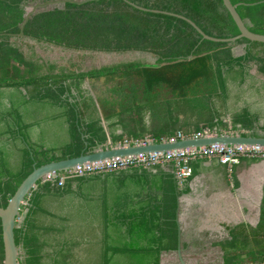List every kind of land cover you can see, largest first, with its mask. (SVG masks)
Instances as JSON below:
<instances>
[{
  "label": "trees",
  "instance_id": "16d2710c",
  "mask_svg": "<svg viewBox=\"0 0 264 264\" xmlns=\"http://www.w3.org/2000/svg\"><path fill=\"white\" fill-rule=\"evenodd\" d=\"M48 1L52 0H0V89H22L27 102L36 104L39 110H60L68 141L58 149L35 147L27 134L29 127L16 117L15 126L26 150L18 174L0 172V208L7 207L35 168L105 149L107 136L94 98L82 91L87 80L118 82L111 91L113 101L107 105L102 100L104 113L117 117L118 124H142L145 111L151 113L154 124H165L148 137L137 134L136 140L150 138L153 143H161L178 132L189 137L202 132L204 129L193 133L178 126L173 98L180 96L183 102H188L189 96L196 98L194 115L206 118L207 124H219L208 128H216L218 134L232 131L264 137L258 134V120L249 112L234 115L231 128L223 125L227 123L217 113L220 104H225L228 85L245 83L254 67L264 76V44L246 39L233 43L207 41L183 19L143 12L119 0L49 7L29 19L21 36L32 8ZM128 1L144 9L184 17L212 38L239 35L223 0ZM230 1L249 31L264 36V0ZM37 46L71 56L65 63L51 62L38 54ZM237 47L245 48L243 56H234ZM97 55L116 56L118 60L111 67L91 69L88 64ZM135 55L143 59L137 61ZM148 57L155 60L153 65L146 64ZM196 102H207L213 109L197 107ZM184 104L186 111L189 104ZM260 130L264 132V127ZM174 171V165L169 164L117 172L123 177L131 174L148 180L149 193L142 198V209L129 212L119 204L110 214L106 204L98 216L92 210L84 214L77 205L71 207L68 216L49 215L41 207L44 191L61 197L73 183L94 177L68 180L63 188L57 187L56 180H41L22 207L23 219L14 232L16 246L23 250L19 264H161L162 253L177 250L175 200L187 191L189 182L185 181V188L180 190ZM169 198L173 203H167ZM95 228L100 229L101 240L96 239ZM225 229L229 239L215 244L222 251L223 264H264V196L255 227L242 224ZM3 262L0 221V264Z\"/></svg>",
  "mask_w": 264,
  "mask_h": 264
},
{
  "label": "crops",
  "instance_id": "0c3cea01",
  "mask_svg": "<svg viewBox=\"0 0 264 264\" xmlns=\"http://www.w3.org/2000/svg\"><path fill=\"white\" fill-rule=\"evenodd\" d=\"M244 49L235 48L234 56H243ZM152 60L154 63L155 60ZM117 83V81L107 83L106 78H100L87 80L82 85V91L86 96L94 98L97 113L102 121L101 126L107 136L105 149L120 146L125 140L137 141L134 139L139 136L137 134L145 133L148 137L152 130H158L165 125L154 124L149 111L142 112V124H118L117 117L104 113L103 104L108 105L113 101L114 95L111 91ZM25 96L26 92L22 89H0V172L5 175L18 174L23 152L26 150V144L19 137V127L15 126L18 119L16 117H21L23 124L29 127L27 134L31 145L35 147L58 149L68 141L67 124L60 117L61 111L57 109L41 111L36 104L27 102ZM180 97L173 98V112L179 127L194 133L196 130L219 125L207 124L208 121H204L206 118L194 115L196 98L189 96L188 102H183ZM184 103L189 104L186 111ZM196 103H199L197 107L213 109L207 102ZM245 111L256 117L258 134L264 135L260 130L264 127V76L258 73L256 67L252 69L245 83L228 85L225 104H220L217 108L220 120L227 123L223 125H227L228 128L232 127L231 120L234 115ZM119 112L118 109L117 114ZM10 114L11 117L8 118ZM210 131L218 134L216 128ZM230 132L232 131L222 134ZM237 133L241 135L240 132ZM192 168L193 175L187 184V191L179 193L175 200L178 225L177 250L164 252L162 257L171 254L204 255L200 251L220 250L215 244L229 239L226 226L247 224L255 227L258 224L264 196V160L245 159L232 171L217 161H196L192 163ZM111 174L110 177L106 174L73 183L71 190L61 197L50 190L44 191L41 199L43 212L49 215L68 216L71 207L77 205L84 214L87 215L92 210L93 214L98 216L106 204L111 208L110 214L119 204L129 212L137 208L142 209L141 201L149 193V181L128 173L127 177L117 172L115 175ZM184 185L180 186V190L185 188ZM122 198H128L129 202L119 203ZM167 203H173V198H169ZM96 236L97 240L102 239L100 229H96Z\"/></svg>",
  "mask_w": 264,
  "mask_h": 264
},
{
  "label": "water",
  "instance_id": "95a60500",
  "mask_svg": "<svg viewBox=\"0 0 264 264\" xmlns=\"http://www.w3.org/2000/svg\"><path fill=\"white\" fill-rule=\"evenodd\" d=\"M102 1V0H52L45 3H37L26 16L25 22L21 29V36L24 35V28L28 23L29 19L37 14L41 10H45L52 6L72 4L82 6L87 3ZM130 4L132 7L143 11L154 14H164L174 16L187 21L191 24L198 33L203 37L204 40L217 42V43H233L241 39H246L250 42H257L264 44V36L257 35L249 31L244 21L241 19L237 12V6L233 5L230 0H223V4L227 11L230 13L233 21L235 22L239 35L232 39H216L205 35L194 23L184 17L174 15L171 13L144 9L130 3L128 0H119ZM214 145L221 146H246V147H260L264 148V137H251L231 134H216L211 136H204L201 138H189L183 139L176 142H161L152 143L145 146H127V147H112L106 149H100L95 153L82 155L78 158L62 160L58 162H52L43 165L39 168H35L34 171L21 183L15 192L14 196L9 201L6 208H0V221L2 228V240L4 246V262L3 264H19L20 255L23 254V250L16 246L15 243V229L18 223V218L21 214L22 207L27 204V200L31 192L36 188L37 183L44 180L47 176L65 172L74 169L78 166L85 164L96 163L100 161L125 158L138 155H148L153 153H167L176 152L187 149H197L202 147H209ZM181 264H186L182 256H179Z\"/></svg>",
  "mask_w": 264,
  "mask_h": 264
},
{
  "label": "built area",
  "instance_id": "2783aa9c",
  "mask_svg": "<svg viewBox=\"0 0 264 264\" xmlns=\"http://www.w3.org/2000/svg\"><path fill=\"white\" fill-rule=\"evenodd\" d=\"M212 132V131H211ZM210 130L204 129L200 133H195L191 137L182 132L176 133L173 138L165 139L163 142H176L189 138H201L211 136ZM216 135V134H213ZM238 135V134H237ZM152 140H125L123 144L117 147L138 146L152 144ZM245 159L264 160V148L246 147V146H221L214 145L202 148H193L167 153H153L148 155H138L125 158H116L100 161L91 164L78 166L74 169L52 174L43 181H57V187L63 188L66 181L78 178L97 177L106 174L133 170L136 168H150L155 166L174 165L175 177L180 186L193 175L191 164L196 161H217L219 164L232 171ZM25 214V213H24ZM23 214V215H24ZM23 217L19 216L18 222H22Z\"/></svg>",
  "mask_w": 264,
  "mask_h": 264
},
{
  "label": "rangeland",
  "instance_id": "374dc122",
  "mask_svg": "<svg viewBox=\"0 0 264 264\" xmlns=\"http://www.w3.org/2000/svg\"><path fill=\"white\" fill-rule=\"evenodd\" d=\"M158 11V10H156ZM163 12V11H161ZM167 13V12H166ZM37 52L39 55L43 56L44 59H47L48 61L51 62H62L65 63L68 61L70 58L71 54L65 53L61 50H56L53 48H43L41 46L36 47ZM137 61H139L140 58L139 55L133 56ZM118 58L116 56H109V55H97L93 62L88 64V66L93 69V68H102V67H111L116 64ZM147 65H153V60L151 57H148L146 59ZM209 130V129H208ZM210 134H216V132H211ZM227 134H238L237 132H230ZM150 139V138H146ZM144 139V140H146ZM25 206V205H24ZM190 252V250L188 251ZM204 255H187V256H182L183 261L186 264H223V259H222V251L219 249H212L209 251L203 250L200 251ZM198 254V253H197ZM161 264H181L180 257L178 255H165L161 259Z\"/></svg>",
  "mask_w": 264,
  "mask_h": 264
}]
</instances>
